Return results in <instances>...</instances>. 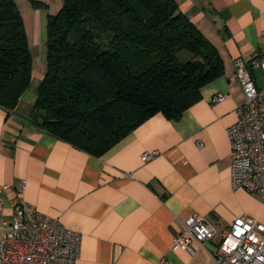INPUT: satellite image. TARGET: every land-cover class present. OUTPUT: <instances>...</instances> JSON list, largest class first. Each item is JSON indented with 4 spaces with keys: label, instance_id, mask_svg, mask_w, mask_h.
Instances as JSON below:
<instances>
[{
    "label": "crops",
    "instance_id": "crops-1",
    "mask_svg": "<svg viewBox=\"0 0 264 264\" xmlns=\"http://www.w3.org/2000/svg\"><path fill=\"white\" fill-rule=\"evenodd\" d=\"M175 1L216 47L224 73L201 89L200 100L178 120L157 114L101 157L32 121L47 72L45 14L43 32L29 41L32 82L15 108L0 107V235L14 219L12 200L20 192L29 208L81 234L77 264H215L210 254L235 219L264 224V197L232 185L226 133L244 100L235 61L264 57V0ZM250 73L263 89L261 69ZM218 96L226 100L213 103ZM194 215L214 227V239L172 251L182 223Z\"/></svg>",
    "mask_w": 264,
    "mask_h": 264
},
{
    "label": "trees",
    "instance_id": "trees-1",
    "mask_svg": "<svg viewBox=\"0 0 264 264\" xmlns=\"http://www.w3.org/2000/svg\"><path fill=\"white\" fill-rule=\"evenodd\" d=\"M46 35L32 121L95 157L157 114L178 120L224 73L175 0H64ZM32 75L23 17L15 0H0V107L15 108Z\"/></svg>",
    "mask_w": 264,
    "mask_h": 264
},
{
    "label": "built area",
    "instance_id": "built-area-1",
    "mask_svg": "<svg viewBox=\"0 0 264 264\" xmlns=\"http://www.w3.org/2000/svg\"><path fill=\"white\" fill-rule=\"evenodd\" d=\"M253 67L260 68L264 76V57H255L248 64L235 61L244 100L237 109L238 121L226 133L234 189L264 197V88H257L250 73ZM225 100L226 97L218 96L212 102ZM148 158L149 155H144L143 161ZM21 194L12 200L13 221L9 225L3 223L8 229L0 235V264H77L81 234L66 228L59 219L29 208L21 200ZM215 234L214 227L205 218L191 216L182 223V232L174 241L172 251H191L192 244L203 245L212 241ZM221 239L219 247L210 254L215 264H264V224L237 218L221 233ZM161 264L169 263L162 260Z\"/></svg>",
    "mask_w": 264,
    "mask_h": 264
},
{
    "label": "rangeland",
    "instance_id": "rangeland-1",
    "mask_svg": "<svg viewBox=\"0 0 264 264\" xmlns=\"http://www.w3.org/2000/svg\"><path fill=\"white\" fill-rule=\"evenodd\" d=\"M15 2L23 17L27 37L34 43V40L37 41L38 33L41 35L44 30L42 24L45 14L56 15L61 10L64 0H41L43 4L41 7L33 6L34 0H15Z\"/></svg>",
    "mask_w": 264,
    "mask_h": 264
}]
</instances>
